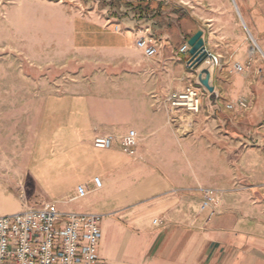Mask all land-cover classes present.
I'll list each match as a JSON object with an SVG mask.
<instances>
[{"label": "rangeland", "instance_id": "374dc122", "mask_svg": "<svg viewBox=\"0 0 264 264\" xmlns=\"http://www.w3.org/2000/svg\"><path fill=\"white\" fill-rule=\"evenodd\" d=\"M130 3L0 0V215L56 201L59 208H74L79 200L99 192L93 191V183L97 176L104 180L98 172L110 163L102 155L94 156V151H105L93 146L98 133L135 134L136 154L120 150L135 164H185L181 138L191 134L194 116L180 110L177 117H187L184 122L170 121V130L150 128L158 124L153 116L159 101L187 86L199 89L197 114L205 107L212 111L213 90L198 80L207 67L192 63L188 51L176 55L169 42L158 44L153 57L144 56L135 45L116 50L73 42L80 17L100 18L114 32L127 29L136 16ZM157 28L152 31L156 37ZM208 71L213 86V70ZM246 78L253 80L254 73ZM255 79L264 83V73ZM262 111V135L255 136L246 124L240 129L245 138L239 142L235 121L230 125L229 154L232 169L260 178H264V104ZM198 143L193 148L194 164H209L212 152L207 144ZM69 157L77 164L64 163ZM86 185L91 189L88 194Z\"/></svg>", "mask_w": 264, "mask_h": 264}, {"label": "crops", "instance_id": "0c3cea01", "mask_svg": "<svg viewBox=\"0 0 264 264\" xmlns=\"http://www.w3.org/2000/svg\"><path fill=\"white\" fill-rule=\"evenodd\" d=\"M138 1L148 0H130L133 5ZM151 1L172 11L136 15L122 32L106 28L100 18L80 17L73 42L124 50L147 31L159 45L171 43L179 55L178 48L201 30L204 46L221 63L213 69L212 111L203 108L194 116L191 134L182 136L185 164H135L117 144L109 149L94 147L105 150L94 151V156L102 155L110 163L98 172L105 184L97 176L93 191L99 192L79 200L74 208L60 209L103 216L101 264H264V178L236 172L229 162L234 121L239 142L245 138L240 129L246 124L255 136L263 134L264 83L255 77L264 73V60L255 50L264 56V0ZM164 18L169 22H162ZM167 23L174 25V31H168ZM156 27L157 37L152 33ZM236 64L242 70H236ZM249 73H254L253 80L246 78ZM241 99L246 100V108L238 105ZM158 106L153 116L158 124L150 131L170 130L167 104L159 101ZM195 141L207 144L212 152L209 164H194ZM64 163L77 164L72 157ZM86 186L88 194L91 189ZM202 189L215 196L213 213L201 205Z\"/></svg>", "mask_w": 264, "mask_h": 264}, {"label": "built area", "instance_id": "2783aa9c", "mask_svg": "<svg viewBox=\"0 0 264 264\" xmlns=\"http://www.w3.org/2000/svg\"><path fill=\"white\" fill-rule=\"evenodd\" d=\"M115 30H119L118 25ZM135 47L146 57H153L159 52L157 40L147 31L136 38ZM188 49V44L184 42L178 53H185ZM192 63L204 64L210 71L221 65L219 56L205 46L192 58ZM235 68L242 70L239 64ZM165 102L169 121L174 122L177 118L179 122H184L186 119H179L177 112L183 110L190 118L197 114L201 104L199 89L187 86L175 90L165 98ZM237 103L242 108L247 107L245 99ZM231 107L228 105V108ZM114 144L119 145L125 154L133 156L137 151L138 138L133 133L120 136L98 133L93 137L95 148L109 149ZM202 193V207L209 208L213 213L215 196L208 189H202ZM102 217L97 212L62 210L56 202L24 206L19 211L1 214L0 264H101Z\"/></svg>", "mask_w": 264, "mask_h": 264}, {"label": "water", "instance_id": "95a60500", "mask_svg": "<svg viewBox=\"0 0 264 264\" xmlns=\"http://www.w3.org/2000/svg\"><path fill=\"white\" fill-rule=\"evenodd\" d=\"M187 44L189 46L188 53L190 54L191 58L197 56L202 49L204 48V41L202 38V31H196L188 40ZM204 74L205 76H202ZM210 73L208 70L204 69L202 73L199 74L198 80L200 83L207 88L209 91H212L213 88L209 84Z\"/></svg>", "mask_w": 264, "mask_h": 264}, {"label": "trees", "instance_id": "16d2710c", "mask_svg": "<svg viewBox=\"0 0 264 264\" xmlns=\"http://www.w3.org/2000/svg\"><path fill=\"white\" fill-rule=\"evenodd\" d=\"M129 6H131L134 9V13L138 17H147L148 14H152V13H155V15L156 14L160 15L161 14L160 12L166 11V10H167V12L172 11V8H169L167 5L163 6L161 3L154 2L151 0L138 1L134 5L132 3H130ZM168 31H170V32L174 31V25L172 23H169Z\"/></svg>", "mask_w": 264, "mask_h": 264}, {"label": "bare ground", "instance_id": "6f19581e", "mask_svg": "<svg viewBox=\"0 0 264 264\" xmlns=\"http://www.w3.org/2000/svg\"><path fill=\"white\" fill-rule=\"evenodd\" d=\"M202 65H204V64H202Z\"/></svg>", "mask_w": 264, "mask_h": 264}]
</instances>
